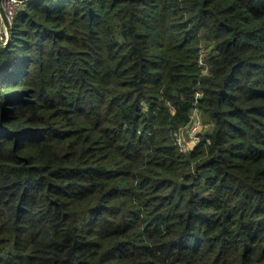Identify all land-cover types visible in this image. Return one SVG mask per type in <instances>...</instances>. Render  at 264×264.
I'll return each instance as SVG.
<instances>
[{"label":"trees","instance_id":"16d2710c","mask_svg":"<svg viewBox=\"0 0 264 264\" xmlns=\"http://www.w3.org/2000/svg\"><path fill=\"white\" fill-rule=\"evenodd\" d=\"M10 35L0 264H264V0H28Z\"/></svg>","mask_w":264,"mask_h":264},{"label":"built area","instance_id":"2783aa9c","mask_svg":"<svg viewBox=\"0 0 264 264\" xmlns=\"http://www.w3.org/2000/svg\"><path fill=\"white\" fill-rule=\"evenodd\" d=\"M28 0H0V9L4 11L5 17L11 25L15 14L22 8V5ZM8 32L0 14V44L7 41ZM202 118L196 110L193 111L190 121L185 128L186 135L180 133L177 138V144L181 150H184L187 146L192 147L200 141L199 132L202 128ZM184 132V131H183ZM187 138V142L183 140Z\"/></svg>","mask_w":264,"mask_h":264},{"label":"water","instance_id":"95a60500","mask_svg":"<svg viewBox=\"0 0 264 264\" xmlns=\"http://www.w3.org/2000/svg\"><path fill=\"white\" fill-rule=\"evenodd\" d=\"M0 14H1V17L3 19V22L5 23V26L7 28V32H8V37H7V41L5 42V44H8L10 43L11 41V35H10V25L5 17V14H4V11L2 9H0Z\"/></svg>","mask_w":264,"mask_h":264},{"label":"rangeland","instance_id":"374dc122","mask_svg":"<svg viewBox=\"0 0 264 264\" xmlns=\"http://www.w3.org/2000/svg\"><path fill=\"white\" fill-rule=\"evenodd\" d=\"M3 44H5V43H3ZM183 142H187V143H188V140H187V138H185V139L183 140Z\"/></svg>","mask_w":264,"mask_h":264}]
</instances>
